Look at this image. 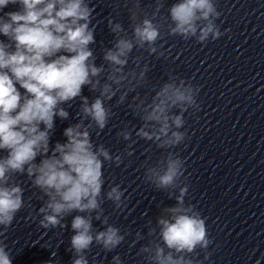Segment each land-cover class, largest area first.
I'll return each mask as SVG.
<instances>
[{
  "label": "clouds",
  "instance_id": "obj_1",
  "mask_svg": "<svg viewBox=\"0 0 264 264\" xmlns=\"http://www.w3.org/2000/svg\"><path fill=\"white\" fill-rule=\"evenodd\" d=\"M9 4L20 7L0 16V34L7 38V42L0 40V150L7 153L0 156V264H12L4 240L16 214L25 207L24 189L15 181L17 175H26L43 194L40 199L44 203L36 214L29 212L32 221L39 217V228L63 231L67 228L65 218L78 213L71 221L75 233L71 237L72 264H89L86 253L94 242L105 252L124 242L127 233L121 234L118 227L109 224L102 204L107 199L123 210L127 198L119 184L110 186L102 195V169L105 162L119 167L126 157H131L137 139L132 138L133 129L125 125L117 132L128 142L125 150L112 154L103 144L93 143L91 131L99 136L108 125L113 116L108 101L118 96L116 104H124L130 93L135 95L127 106L142 121L135 137L166 150L155 164L145 161L144 179L176 202L162 209L156 227L148 229V235L154 238L138 254H144L148 264H194L190 254L199 248L207 259L212 240L205 218L194 205L185 202V161L174 151L187 138L186 130L181 131L184 114L189 109L199 111L200 89L170 74L149 101L137 91L147 82L148 64L141 65V57L137 56L132 57L135 67L127 68L134 48L164 56L156 43L163 37L157 22L163 0H155L150 16L141 8L140 0H132L128 8L131 35L121 23L108 18L107 26L115 39L112 47L104 50L105 63L99 66L90 48L96 43L94 6L90 7L87 0H0V10ZM220 15L215 0H179L169 8L167 34L207 44L229 31L222 32L216 23ZM17 84L25 90L23 93ZM84 86L98 93L91 102L82 95ZM77 98L78 122L64 130L66 142H56L50 148L54 119H69L64 105L71 107ZM94 220L103 225V230L94 228ZM142 239L137 232L136 241ZM51 256L55 257L56 252L52 251ZM112 261L122 264L118 254ZM255 264H261V259Z\"/></svg>",
  "mask_w": 264,
  "mask_h": 264
}]
</instances>
